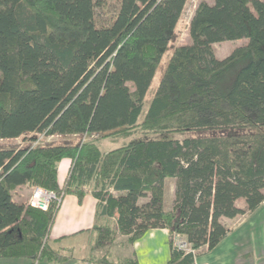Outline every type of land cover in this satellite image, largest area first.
Wrapping results in <instances>:
<instances>
[{"label":"trees","instance_id":"trees-1","mask_svg":"<svg viewBox=\"0 0 264 264\" xmlns=\"http://www.w3.org/2000/svg\"><path fill=\"white\" fill-rule=\"evenodd\" d=\"M186 1L118 0L99 22L96 0H0V141L75 138L0 148V259H67L46 243L59 204L42 211L17 201L26 186L97 199L90 264H138L110 248L157 228L169 232L166 264H195L230 232L222 218L264 203V0L200 2L189 43L172 49L148 100ZM242 39L217 58L214 44ZM113 138L129 140L102 151Z\"/></svg>","mask_w":264,"mask_h":264},{"label":"crops","instance_id":"crops-1","mask_svg":"<svg viewBox=\"0 0 264 264\" xmlns=\"http://www.w3.org/2000/svg\"><path fill=\"white\" fill-rule=\"evenodd\" d=\"M70 165L71 162L67 159L59 162L60 184L66 179ZM172 183L174 191V180ZM28 189L27 186L17 189L16 200L28 201V198L24 199L22 195ZM97 203L90 191H86L81 201L71 194L61 199L46 238L47 245L54 252L67 258L58 264H90V230L98 222ZM236 206L244 209V200H238ZM221 221L230 232L215 248L198 256L195 264H264V203L249 214L234 219L222 218ZM125 242V236H118L110 248L113 258H135L138 264H166L169 260V232L165 228L146 231L131 246H126ZM115 248H120L124 253L116 254ZM0 264L48 263L45 260L32 262L13 258L0 259Z\"/></svg>","mask_w":264,"mask_h":264},{"label":"rangeland","instance_id":"rangeland-1","mask_svg":"<svg viewBox=\"0 0 264 264\" xmlns=\"http://www.w3.org/2000/svg\"><path fill=\"white\" fill-rule=\"evenodd\" d=\"M99 2H103L104 7H98L96 9V18L99 22H107L115 13L116 8H117V4H118V0H96ZM200 2H206L208 4H212L213 0H187L184 10L182 12L180 21L176 27V29L174 30V33L172 35L171 38V43L169 44L165 54L163 55L162 61L160 63L159 68L156 71V74L154 75L153 81L151 83L150 89L148 91V95H147V99L149 100L151 98V96L153 95L158 82L160 80L163 68L167 62V59L169 58L172 49L177 46V45H181V44H185V43H189L190 39L188 36V30H187V25L188 22L196 8V6L200 3ZM246 43L245 39L242 40H235V41H224L218 44H214V49H215V55L217 56V58L219 59H223L225 57H227L231 51L238 47L241 46L243 44ZM27 139L30 137H34V135H28L26 136ZM36 140L34 142H23V140L21 138L19 139H15V140H10V141H0V148H20V147H25L27 145H31V146H36V145H47V144H59V143H72L73 141H69L70 140H74L75 138H66V137H59V136H43V135H37L35 136ZM95 136H83L80 137V141H91L93 139H95ZM129 140V139H128ZM123 138H113V139H106L103 140L101 142V150L102 151H106L110 148H114L116 146H119L121 144L126 143V141ZM167 183L165 184V196H164V207L165 209H170L172 206V201H173V183L171 179H166ZM31 187V186H30ZM28 187V188H30ZM88 189V188H87ZM86 189V190H87ZM24 195V199H29V195H30V189H28V191H24V193L22 194ZM19 197L17 196V199ZM22 201L25 202V200L22 199ZM177 241L179 243V238L176 237L175 239V243L177 244ZM115 253L116 254H122L124 252L121 251V249L119 248H115ZM125 251V250H124Z\"/></svg>","mask_w":264,"mask_h":264},{"label":"built area","instance_id":"built-area-1","mask_svg":"<svg viewBox=\"0 0 264 264\" xmlns=\"http://www.w3.org/2000/svg\"><path fill=\"white\" fill-rule=\"evenodd\" d=\"M30 195L28 199V203L31 207L45 211L48 209L49 205L56 201L60 204L62 197L56 194L53 191L44 189L39 186H31ZM176 244V243H175ZM180 249L189 250L188 245L179 238V243L177 241L176 244Z\"/></svg>","mask_w":264,"mask_h":264}]
</instances>
